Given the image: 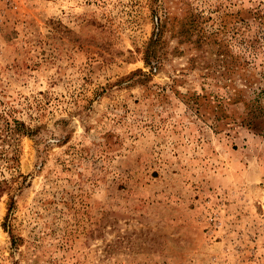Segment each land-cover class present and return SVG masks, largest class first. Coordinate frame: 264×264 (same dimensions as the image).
Returning <instances> with one entry per match:
<instances>
[{
	"label": "rangeland",
	"instance_id": "1",
	"mask_svg": "<svg viewBox=\"0 0 264 264\" xmlns=\"http://www.w3.org/2000/svg\"><path fill=\"white\" fill-rule=\"evenodd\" d=\"M0 264H264V0H0Z\"/></svg>",
	"mask_w": 264,
	"mask_h": 264
},
{
	"label": "trees",
	"instance_id": "2",
	"mask_svg": "<svg viewBox=\"0 0 264 264\" xmlns=\"http://www.w3.org/2000/svg\"><path fill=\"white\" fill-rule=\"evenodd\" d=\"M146 61H147L148 64H150V62H152L151 58H150V55H147ZM13 205H14V201L11 202L10 207H9V211L12 210Z\"/></svg>",
	"mask_w": 264,
	"mask_h": 264
}]
</instances>
